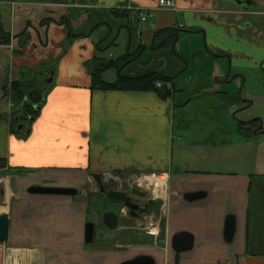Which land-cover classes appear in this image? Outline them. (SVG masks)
I'll return each mask as SVG.
<instances>
[{"label":"crops","instance_id":"1","mask_svg":"<svg viewBox=\"0 0 264 264\" xmlns=\"http://www.w3.org/2000/svg\"><path fill=\"white\" fill-rule=\"evenodd\" d=\"M172 1L0 0V34L10 36L0 41V213L10 217L0 264H120L140 255L155 264H264V114L248 111L264 100L263 83L249 88L246 77L264 72V0ZM162 29L174 33L162 39ZM119 37L126 50L117 58L129 56L121 73L171 77L168 95L93 86L91 59L114 60ZM171 37L172 61L153 66ZM111 70L101 71L107 82L120 73ZM29 80L45 98L13 130L12 83ZM234 147L245 155L226 156ZM95 173L120 182L166 173L167 187L152 188L150 211L134 217L120 202H102ZM36 185L76 192H30ZM197 191L205 194L185 197ZM105 210L118 213L115 228ZM227 214L236 225L229 242ZM182 230L193 245L177 253L172 236Z\"/></svg>","mask_w":264,"mask_h":264},{"label":"trees","instance_id":"2","mask_svg":"<svg viewBox=\"0 0 264 264\" xmlns=\"http://www.w3.org/2000/svg\"><path fill=\"white\" fill-rule=\"evenodd\" d=\"M111 12L115 13L117 12V10L112 9ZM121 13H123V15L128 14V12L126 11H121ZM62 17H68V15L65 14ZM67 27L70 31H72V29H70L69 22H67ZM172 33H174V30L172 29H162L157 34H159L162 39H166L167 36H169L170 38V36H172ZM173 38L174 37H171V39ZM9 40V35L2 34L0 41L8 42ZM125 56L108 61L100 57H95L91 59L90 67H92L91 70L93 74V86L102 89L156 90L163 96H166L170 93V89H168L169 87L167 86V82L171 79V77L165 76L161 73L155 71H148L135 76L122 74L120 69L122 64L124 62L129 61V58L126 60ZM110 68H116L120 71V73H118L114 81L107 82L101 77V71ZM157 81L161 82L162 85L160 87L156 86ZM42 89L43 88L39 89L36 87V83L34 80H29L27 82L13 81L12 102L14 108L11 116V126L13 130H15L17 126V121H26L27 123L30 122L27 115L20 113L21 111L27 110L31 113L33 117L37 114L38 111L34 109V106L41 105L45 98L46 90ZM26 97L28 98L29 102H24V99ZM245 124L246 123L244 121L241 123V129L245 128Z\"/></svg>","mask_w":264,"mask_h":264},{"label":"water","instance_id":"3","mask_svg":"<svg viewBox=\"0 0 264 264\" xmlns=\"http://www.w3.org/2000/svg\"><path fill=\"white\" fill-rule=\"evenodd\" d=\"M51 78L48 79L50 81ZM95 179L101 182H107L108 173L100 174L95 173L93 174ZM103 176V177H101ZM103 190V187L101 186ZM137 190V189H134ZM30 192L35 193H55V194H71L75 193L76 189L70 187H57V186H42L36 185L31 186L29 188ZM140 195H146L145 192L136 191ZM106 197L109 200L117 201L127 207L129 210L134 211L137 209L138 205L133 203L132 197L123 189L117 188H110L105 190ZM205 193L201 191L186 193L185 197L189 200H193L203 196ZM151 201V200H149ZM103 222L109 228H115L119 221L118 213L115 210H105L102 215ZM235 216L233 214H227L224 222V238L226 241H231L233 239L235 233ZM10 233V217L7 212L0 213V242H6L9 239ZM94 234V224L92 222H88L85 226V240L87 242L92 241ZM194 236L189 231H178L173 234L172 236V247L176 250V252L186 251L190 249L193 245ZM120 264H155L153 258L147 255H140L135 258L127 259L122 261Z\"/></svg>","mask_w":264,"mask_h":264},{"label":"rangeland","instance_id":"4","mask_svg":"<svg viewBox=\"0 0 264 264\" xmlns=\"http://www.w3.org/2000/svg\"><path fill=\"white\" fill-rule=\"evenodd\" d=\"M103 15H107L106 13H104ZM110 18L112 17V15L110 14V16H109ZM93 27V26H92ZM89 29V28H88ZM97 31V34H100V35H102L103 33H104V31H105V28H104V26L103 25H100L99 27H98V29L96 30ZM182 34V33H181ZM123 39H125V35H124V33L123 32H121V35H120ZM121 37H119L118 38V41L120 42V46H119V48H117L118 49V52L116 53V55H115V57H114V60L115 59H117V57H118V55L120 54V53H124V51L126 50V48H125V46L123 45V41L121 42L120 40H121ZM159 40V39H158ZM117 41V42H118ZM171 41H172V39L169 41V44H167L166 46H163V49L164 50H162L161 52L164 54V58H163V60L160 62V60L159 59H161V58H159L158 60H156V62L154 63V59L152 58V60L150 61V63L152 64V63H154L153 64V66H156V65H159V63L160 64H163L164 62H171L172 61V54L173 55H175L174 53H172V52H170L169 50H171ZM116 42V43H117ZM173 43V42H172ZM169 46V47H168ZM172 53V54H171ZM104 54V56L106 57V55H107V52H104L103 53ZM171 54V55H170ZM150 55L151 54H149V53H147V55L146 56H144L143 58H141V62H143V61H145L146 60V58L147 57H150ZM168 55H170V56H168ZM126 57V60L129 58V56H125ZM149 61V60H148ZM126 63V62H125ZM134 68V66L132 65V66H127V67H125L124 68V70H123V72L124 73H127V72H130L132 69ZM112 68H110L109 70L107 69V71H110V74L113 72V70H111ZM114 73V72H113ZM109 73L108 72H106L105 73V76H107ZM246 77H247V79H248V86H249V88L250 87H254L255 86V82H256V79H257V81H261L262 83H263V85H261L260 83H259V88H258V92H259V97L257 98V99H261V97H262V95L261 94H263L264 95V72L262 73H260V71H259V69L258 70H256V71H252V70H250L247 74H246ZM249 103L250 102H248L247 104L249 105ZM248 111H251V112H253L254 114H255V116H259V114H264V100L261 102V101H256L255 102V104H254V106L253 107H249L248 108ZM261 122V121H260ZM262 123H263V121H262ZM260 138H264V133H261V134H259L258 135ZM252 146H250V145H248V153L250 154V152H252ZM236 150H237V148L236 147H234V149H231V153L232 154H227L226 156H228V155H230V157H231V159L232 158H237V157H240V154H242V155H245L244 154V152L243 153H241L240 152V150H238V153L236 152ZM249 154H248V156H249ZM2 175V172L0 171V176ZM133 175H130V176H128V177H124V175H121V181H123V182H120V180H119V182L117 183V186L116 187H120L121 185L120 184H126L127 183V181L129 180V183L130 184H132V185H134L133 184V179H130L131 177H132ZM1 178V177H0ZM2 185H3V182H1V179H0V189H1V187H2ZM113 186V185H112ZM153 187V186H152ZM148 189V188H147ZM152 190V189H151ZM150 189H148V192H147V195H154L153 193H152V191H151ZM106 200H108V198H105V197H103V201L102 202H106ZM127 227V229L128 228H130V226L131 227H134V226H136V227H138V225H126ZM141 226H145V225H139V227H141ZM146 227V226H145ZM132 229V228H131ZM0 246H1V244H0ZM2 247V246H1ZM4 247V246H3ZM3 247H2V249H3ZM1 249V248H0ZM8 251V249H6V252ZM1 254H2V256H3V251L2 250H0V258H1ZM6 256V255H5ZM3 264H6V262H5V259H4V261H3Z\"/></svg>","mask_w":264,"mask_h":264},{"label":"flooded vegetation","instance_id":"5","mask_svg":"<svg viewBox=\"0 0 264 264\" xmlns=\"http://www.w3.org/2000/svg\"><path fill=\"white\" fill-rule=\"evenodd\" d=\"M24 102H29V100H28L27 97L24 99ZM39 108H40V105H35L34 106V109L37 110V111L39 110ZM20 113H22L24 115H27V117H28L29 120L33 118V116L31 115V113L29 111H27V110L21 111ZM24 122L25 121H17V125H19V123H24ZM257 130H259V129H257ZM141 175L143 176V175H145V173H142ZM118 182L119 181L116 180V179H114V177L113 178L111 177V178L108 179L107 182H101V183L97 182V183L99 185V189H100L99 191L101 192V194H103V196L105 198H107L106 197V194H105V190H107V189L117 188V189H123V190H125L132 197L133 203H136L138 205L137 206L138 208L135 209L134 211L129 210L126 207L128 209V211H129V213L132 216H134V217H139V216L140 217H143L145 214L147 215V213L150 211L149 210L150 209L149 206L153 202V200L147 195L146 190L143 189V188H138L135 184L134 185H132V184L129 185V183H126V184L123 183V184H120L121 185L120 187H116ZM112 184H113V186H112ZM101 186L103 187V190L101 189ZM134 189H137V190H134ZM138 190L141 191V192H145L146 195H140V194H138L136 192ZM150 199H151V201H149ZM139 225H145V224L143 223V221H141Z\"/></svg>","mask_w":264,"mask_h":264},{"label":"built area","instance_id":"6","mask_svg":"<svg viewBox=\"0 0 264 264\" xmlns=\"http://www.w3.org/2000/svg\"><path fill=\"white\" fill-rule=\"evenodd\" d=\"M160 6L163 7H172L173 6V1L172 0H159ZM146 11H140V15H141V19L144 20L146 18ZM161 82H156V86H161ZM167 174L166 173H152L150 175L145 174L141 177L135 178L133 181V184H135L138 187L141 188H148L150 189V187L153 186V188L155 187H162L163 189H165L167 187ZM160 182V185H159ZM162 182V183H161ZM157 185V186H156ZM17 251V248H11L9 249V253H12L14 255V253ZM8 253V255H9ZM7 261V259L5 258V262ZM8 264V263H7Z\"/></svg>","mask_w":264,"mask_h":264},{"label":"bare ground","instance_id":"7","mask_svg":"<svg viewBox=\"0 0 264 264\" xmlns=\"http://www.w3.org/2000/svg\"><path fill=\"white\" fill-rule=\"evenodd\" d=\"M162 183V182H161ZM159 185H160V182H159ZM157 186V185H156ZM158 187V186H157ZM156 188V187H155ZM157 189V188H156ZM157 191V190H156ZM162 191V190H161ZM161 194V193H160ZM157 195V194H156Z\"/></svg>","mask_w":264,"mask_h":264}]
</instances>
